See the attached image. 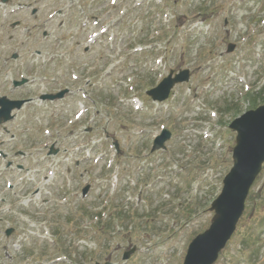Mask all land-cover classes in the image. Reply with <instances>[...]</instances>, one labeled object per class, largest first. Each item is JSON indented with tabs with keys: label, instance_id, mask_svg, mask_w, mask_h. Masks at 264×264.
Instances as JSON below:
<instances>
[{
	"label": "rangeland",
	"instance_id": "rangeland-1",
	"mask_svg": "<svg viewBox=\"0 0 264 264\" xmlns=\"http://www.w3.org/2000/svg\"><path fill=\"white\" fill-rule=\"evenodd\" d=\"M78 1L10 0L0 6V97L64 88L73 93L64 101L28 105L15 113L7 132L0 129V264L57 258L55 264H182L189 243L208 229L210 204L232 167L235 133L228 125L251 110L250 96L261 101L264 0H99L109 13V31L89 54L83 53L85 38L75 49V29L59 27L68 24L63 16ZM96 2L80 0L81 21ZM19 4L37 8L36 21L29 11H17ZM220 4L224 14L217 16ZM231 8L236 13L224 42ZM227 42L237 48L229 55ZM182 69L190 70L189 83L175 87L167 103L153 105L141 80L157 84L170 70ZM28 77L24 89L9 90L12 79ZM86 79L92 83L87 89ZM137 96L144 98L138 111L131 103ZM226 105L232 110L223 112ZM79 107L87 113L76 120ZM164 128L172 133L167 151L150 154ZM114 141L122 159L115 158ZM54 142L60 152L49 156ZM86 150L91 159L83 162ZM86 185L91 190L82 200ZM251 190L264 196V169ZM254 199L216 264H264V200ZM112 206L119 207L118 216ZM99 221L113 225L97 232ZM9 227L16 233L6 238ZM132 247L135 253L123 261Z\"/></svg>",
	"mask_w": 264,
	"mask_h": 264
},
{
	"label": "water",
	"instance_id": "water-1",
	"mask_svg": "<svg viewBox=\"0 0 264 264\" xmlns=\"http://www.w3.org/2000/svg\"><path fill=\"white\" fill-rule=\"evenodd\" d=\"M233 47L228 48L231 52ZM188 71L179 72L173 79L171 74L156 88L147 92L153 101L162 102L168 98L170 90L177 83L187 82ZM21 83H15V86ZM67 91L56 95L42 96L41 100L53 101L61 99ZM22 101H8L0 99V123L12 119L10 112L20 109ZM230 128L237 132L235 147L232 152L233 167L223 180V189L220 196L212 203L211 210L215 216L211 226L203 234L197 236L188 246L183 264H213L219 252L235 230V226L241 217L244 201L253 181L261 170L264 162V106L254 111H249L240 118L234 120ZM169 131L161 132L153 143L152 152L164 149V143L170 139ZM51 154L55 152L51 151ZM89 187L83 190V195ZM10 231L6 232L8 236ZM134 250H131L132 253ZM129 253L124 254L127 259ZM109 264V263H106Z\"/></svg>",
	"mask_w": 264,
	"mask_h": 264
},
{
	"label": "flooded vegetation",
	"instance_id": "flooded-vegetation-1",
	"mask_svg": "<svg viewBox=\"0 0 264 264\" xmlns=\"http://www.w3.org/2000/svg\"><path fill=\"white\" fill-rule=\"evenodd\" d=\"M79 2H80V0H79ZM104 6H105L104 3H102L99 6H97L96 4L90 5L89 9L93 8V10H90L89 17H86L85 23H83L81 26L80 19H75L72 17V26L75 27L76 30H80V28L82 30H89V28H90V30H93L95 28H99V27L103 26L107 20V16L104 13ZM71 14L73 15L72 11H71ZM94 21H95L96 25H93ZM86 28H88V29H86ZM77 45H79V44L77 43ZM84 52H88V50H84ZM0 221H1V219H0ZM13 233H14V230H13Z\"/></svg>",
	"mask_w": 264,
	"mask_h": 264
},
{
	"label": "trees",
	"instance_id": "trees-1",
	"mask_svg": "<svg viewBox=\"0 0 264 264\" xmlns=\"http://www.w3.org/2000/svg\"><path fill=\"white\" fill-rule=\"evenodd\" d=\"M154 85V81H151V82H146V83H144L143 84V86H145V88H147V87H152ZM257 99H260L261 100V102H263L264 101V89L261 91V94H259V96H258V98ZM256 100H252V102L254 103ZM257 102H255L254 103V105L256 106L257 104H259L260 102H258L257 104H256ZM254 106V107H255ZM253 107V106H252ZM253 107V108H254ZM230 110V109H229ZM228 110V111H229ZM257 196L259 197V194H257ZM262 198H264V196L262 197ZM102 227H104V225L102 226Z\"/></svg>",
	"mask_w": 264,
	"mask_h": 264
},
{
	"label": "snow or ice",
	"instance_id": "snow-or-ice-1",
	"mask_svg": "<svg viewBox=\"0 0 264 264\" xmlns=\"http://www.w3.org/2000/svg\"><path fill=\"white\" fill-rule=\"evenodd\" d=\"M113 2H115V0H113Z\"/></svg>",
	"mask_w": 264,
	"mask_h": 264
}]
</instances>
